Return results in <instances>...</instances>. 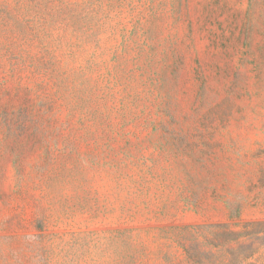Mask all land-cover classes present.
Listing matches in <instances>:
<instances>
[{"label": "rangeland", "instance_id": "374dc122", "mask_svg": "<svg viewBox=\"0 0 264 264\" xmlns=\"http://www.w3.org/2000/svg\"><path fill=\"white\" fill-rule=\"evenodd\" d=\"M0 264H264V0H0Z\"/></svg>", "mask_w": 264, "mask_h": 264}]
</instances>
